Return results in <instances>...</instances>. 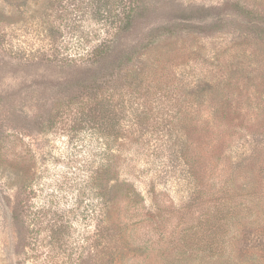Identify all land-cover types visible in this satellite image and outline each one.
I'll return each mask as SVG.
<instances>
[{
  "label": "rangeland",
  "instance_id": "374dc122",
  "mask_svg": "<svg viewBox=\"0 0 264 264\" xmlns=\"http://www.w3.org/2000/svg\"><path fill=\"white\" fill-rule=\"evenodd\" d=\"M0 264H264V0H0Z\"/></svg>",
  "mask_w": 264,
  "mask_h": 264
},
{
  "label": "trees",
  "instance_id": "16d2710c",
  "mask_svg": "<svg viewBox=\"0 0 264 264\" xmlns=\"http://www.w3.org/2000/svg\"><path fill=\"white\" fill-rule=\"evenodd\" d=\"M119 141V140H118ZM112 143V142H111ZM120 145V144H119ZM108 157L110 159H114L113 157H117V154L116 153H119V150L117 151H108ZM103 168V166H101ZM194 168H196V166H194ZM99 172L100 171H97L95 172V176H91V180L90 182L92 183L93 187L97 186L99 184V180L98 178L100 177L99 176ZM155 188L154 186H151L150 188H148V192L150 191H153ZM105 196V194H104ZM104 196L102 198V195L100 194V192L98 191V193H96V195L94 196V198L96 199L95 203H94V209L95 210V213H97V222L100 223L101 220H104L103 216H102V211L103 212H106L107 210V206L106 204L103 202V199H104ZM119 208V207H118ZM119 210L121 211V208H119ZM103 218V219H102Z\"/></svg>",
  "mask_w": 264,
  "mask_h": 264
}]
</instances>
